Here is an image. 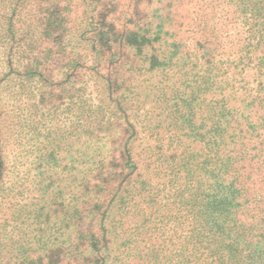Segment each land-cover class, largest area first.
<instances>
[{"label": "trees", "instance_id": "obj_1", "mask_svg": "<svg viewBox=\"0 0 264 264\" xmlns=\"http://www.w3.org/2000/svg\"><path fill=\"white\" fill-rule=\"evenodd\" d=\"M74 1L82 9L76 31L67 21ZM95 1L0 0V192L10 190L12 136L21 142L24 134H38L34 120L25 122L24 100L40 102L46 85L82 91L75 86L86 71L115 67L103 75L102 105L82 93L77 105L66 106L82 132L76 141L87 132L86 140L99 143L77 159L76 194L59 203L60 232L68 228L72 237L66 231L51 247L40 235L27 248L19 231L10 246L8 218L19 225L33 214L41 224L49 215L39 220V208L29 214L20 207L4 217L2 200L0 258L9 252L11 264H42L36 258L54 255L59 263L61 252L74 251L91 264H264V0H217L220 26L212 0H168L161 7L148 0L151 9L136 27L131 13L109 24L101 21L104 13H88L85 4ZM225 26L236 36L230 39ZM57 56L66 59L65 80L52 70ZM140 77L162 109L161 132L139 131L128 112L135 110ZM168 80L166 89L161 83ZM113 83L123 89L116 105L108 99ZM141 133L150 140L143 147ZM187 139L199 148L185 146ZM59 149H48L47 166L58 162ZM146 233H156L153 242L139 237ZM40 249L43 255L33 258Z\"/></svg>", "mask_w": 264, "mask_h": 264}, {"label": "rangeland", "instance_id": "obj_2", "mask_svg": "<svg viewBox=\"0 0 264 264\" xmlns=\"http://www.w3.org/2000/svg\"><path fill=\"white\" fill-rule=\"evenodd\" d=\"M147 1L148 0H96L92 6H88L87 4H85V6L88 13H104V15H101V21L106 20L105 22L107 24L111 23L112 19H114V16L121 17L120 20L124 21L125 18H128V14L131 13V18L133 20L131 26L134 27L135 25L136 27L139 22L142 23L144 20L142 15H145L148 13V9H151V5H148ZM151 1L155 3L156 0ZM74 2L75 5L72 8L74 12L70 18H67V21L73 27L72 30L74 29L76 31L82 27V24H79L78 19L82 9L81 7L77 6V1ZM164 3H168V0H158L156 6L161 7V5ZM210 5L214 6L212 13L215 17L214 21L218 22V26H220L221 22L225 21V19L221 18L222 15L219 13L217 0H212ZM154 14L158 15L159 11L154 12ZM222 14L225 15V13ZM224 30L225 34H228L227 36H229L230 39L236 36L235 32L237 31L227 28V26L224 27ZM65 61L66 59L58 58V56L53 61L52 70L54 74L58 75L59 78H57V80H65L63 74V77L61 76V73L65 72L66 70L64 64ZM114 70L115 67L109 66L107 69H105V66L101 64L95 70L90 71V73L89 71H86L85 74H82L80 78H77L79 79V82L75 87L84 86L82 91L68 92L67 88L70 87V83L66 85L65 91H62L61 88L63 86H60L59 82H56L59 84L58 88L50 90V85H46L44 89H41L44 90V92L43 96H41L40 102L34 103V100L30 99L29 97L24 100V106L26 108L23 111V117L25 122L27 124H31L35 121L37 124L38 134L36 132H33V134H24V138L21 140V142L15 138V135L11 138V145L9 146L10 153L7 156L9 161L7 165L8 170L6 172L7 175H10L11 179L9 185L10 190H7L5 193L0 192V201L4 203L3 201L5 200V203H8L6 205L8 208L7 210H4L5 214L3 216L8 217L10 213L12 214L14 212V210L16 212L17 208L19 209L22 207L25 211L28 209V212L33 211L34 209L37 210V208H39L38 211L40 212L41 216L39 220L45 219L43 213H47L49 217L47 220H45V222L40 224L38 221L31 219L33 214H30L29 212L31 216L26 215L23 223L19 225L14 220V217L8 218V229L10 231L8 234V244L10 246L12 244L11 242L14 239H17L19 231H23V236L20 238L21 244L23 247L27 248L30 247L29 243H31L33 239L38 238L39 240L40 235L43 236L44 239L46 238V240H48L49 246L51 247L52 244L60 243L61 245L66 236V231L68 232V239L72 237L73 232H71V230L68 228L65 229V233L60 232L59 224L61 223V207L59 203L62 198L65 199L64 201L66 203L72 197V195L76 194L75 184L78 180L77 170L78 168L82 167L81 164L78 166L77 159L80 157V155H88V149H91V144L96 145L97 143L98 145L99 143L97 140H94V142H90L88 139L86 140L87 132L81 135L79 140L76 141V136L78 133L82 132H79L78 129H74V121L76 117L75 112H68L66 106H69V104L77 105L80 101L77 95H81L82 93L83 99H86V102H90L93 105L95 103H100L102 105L100 99L103 97V87L105 86V81L107 79L104 78L103 75L106 77L109 71L114 72ZM100 75H102V77ZM176 75L173 79H178ZM118 76L121 77V71L117 77ZM83 80L84 83H82ZM67 81L69 82L70 78ZM139 81L140 85H138L137 82H134V85L137 86V97L135 96L132 101L134 102L135 110H129L128 112L135 114L134 120L139 131L145 130L146 127H153L155 131L161 132V129L166 124V122L163 121V114H161L162 109L156 107V101L151 94L152 92H150V87L148 86L149 82L147 83L145 81V77H140ZM170 83L171 81L168 80V83L162 82L161 85H165L166 89H168ZM111 85L113 86L114 90L112 96L108 97V99L110 100L111 104L115 103L116 105V102H114L113 98L117 99L118 102L123 89L118 88V86H114V83ZM169 92L170 89L168 90V93ZM151 99L152 101L150 102ZM124 102H126V99ZM135 105L138 107L135 108ZM167 129L168 134L167 130H165V134L169 138L170 135H173L171 130L172 127ZM3 131H5V129H3ZM145 134L146 133L139 134L141 140H138L137 143H140V147L150 143V140L144 138ZM137 143L135 141V144ZM54 145L60 146L59 152L56 154L58 162L55 161L53 165L50 164L47 166L45 158L47 156L48 149L53 148ZM185 146L190 147L191 150H197L200 145L195 142H190V139H187L185 141ZM92 150L94 153H96L97 148H93ZM73 158L76 159V162H72ZM84 158L85 157L82 159ZM48 159H50V157ZM71 165L75 167V171L71 169ZM54 167L57 168V170ZM149 172L151 171L149 170ZM1 216L2 213L0 212V218ZM92 217V215H88V217L84 219L85 227H90L89 222ZM63 222L66 221L64 220ZM155 235L156 233H153L149 236V233H146L139 237L147 240L146 242H153ZM26 243L28 244L27 246ZM67 245L68 243L64 244V246ZM8 250H11V247H9ZM39 251L40 252L34 255L33 258L40 257V255L43 253V250L40 249ZM7 253L8 254H5V256L3 258L1 257L0 260L3 259V261H6V263L11 264L12 259H9L10 253ZM45 253L47 252L45 251ZM13 254L14 251H12V255ZM17 257L22 259V257L19 256V252L16 255V261L18 260ZM59 257L61 258L59 263L55 260L56 256L54 255H48L43 259L42 257L39 259L36 258V261L39 260L42 264H46V262L50 260L58 264H91L90 261L83 260V256H77L74 254V251L70 252L69 254L66 252H61Z\"/></svg>", "mask_w": 264, "mask_h": 264}]
</instances>
